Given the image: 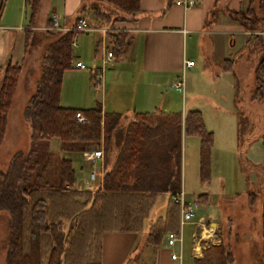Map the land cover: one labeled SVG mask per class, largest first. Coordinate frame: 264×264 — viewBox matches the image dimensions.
Instances as JSON below:
<instances>
[{"label": "trees", "instance_id": "16d2710c", "mask_svg": "<svg viewBox=\"0 0 264 264\" xmlns=\"http://www.w3.org/2000/svg\"><path fill=\"white\" fill-rule=\"evenodd\" d=\"M24 1L30 6L31 23L39 0ZM92 5L96 25L108 26L131 18L139 8L138 0H96ZM227 16L244 30L264 31V0H247L243 10H229ZM23 33L22 56L35 40L31 28H25ZM44 34L52 40L41 57L34 90L21 111V118L30 130L28 147L24 152L13 153L0 171V212L8 215L3 264H100L101 233L142 231L156 198L163 192L178 190L180 115L159 111L136 113L119 134L120 115L101 113L97 103L87 109L59 106L62 73L71 68L73 59L74 32L44 31ZM255 37V47L262 51L254 67L251 99L264 102V36ZM122 39L121 34L114 36V56L120 55L125 46ZM20 64L8 61L1 68L0 143ZM238 100L236 91L234 103ZM77 115L86 121H77ZM237 117L236 137H240L244 146L245 118L241 113ZM182 127L184 134L199 139L198 171L199 182L203 184L209 178L212 134L204 129L197 111L186 112ZM116 136L121 137V144L111 160ZM51 138L59 141L58 149L64 153L57 162L47 150ZM91 149L102 152L101 183L76 190L74 167L68 154L81 156L82 151ZM244 162L246 159L242 160L241 169L247 165ZM257 177L262 180L260 187L264 190V167ZM254 198V193L247 194L248 203ZM166 201L163 216L154 218L147 226L148 245L158 246L163 236L175 228L178 208L169 198ZM260 222L264 235V199ZM232 262L231 252L220 246L217 264Z\"/></svg>", "mask_w": 264, "mask_h": 264}, {"label": "crops", "instance_id": "0c3cea01", "mask_svg": "<svg viewBox=\"0 0 264 264\" xmlns=\"http://www.w3.org/2000/svg\"><path fill=\"white\" fill-rule=\"evenodd\" d=\"M3 1L4 0L1 2L0 19H5L4 10H6V7L3 6ZM195 1L196 4L194 6L183 7L182 5L175 4V0H138V11L127 20L115 22L108 27H105V25L95 26V24L93 25L89 22L87 25L93 30L86 32L73 31L74 36L71 41L72 53L73 48H78L76 41L77 36L92 31L99 33V37L94 43V50L100 47L102 51L105 50V55L101 54V66L98 67L96 65L90 70L89 75L90 78L92 77L94 91L98 92L99 95L95 98V104L97 103L99 105L101 113H117L120 115L118 126L119 134L125 123L130 121L132 115L136 113L159 111L161 113H177L180 115L178 190L174 193L163 192L156 198L152 215L149 220L144 222V229L142 231L101 233L99 236L98 255L100 264H217L218 248L220 246L231 252L230 247H224L222 231L223 225H228L225 233L229 237L231 235V226L238 224L237 221L241 214L235 210L236 201L238 200L245 205L250 204L247 199L241 196L242 188L239 184L242 181V177L238 180L239 182H236L238 185L236 184L234 189L225 190L227 187L224 186L222 176L219 172L215 173V176L219 175L216 176L217 180H219V188L215 191L207 189L201 193H194L189 198L186 197L184 192L186 175L194 179L196 178L197 182H199V139L196 136L186 135L183 132L182 121L186 112H199L204 129L212 134V145L209 151V178L208 181L203 184L199 182L200 185L204 186V184L209 185L213 178H215L214 175H212L214 174L212 171V165L214 164L212 161V154L214 155L216 141L214 129L222 128L225 124L223 118H226L227 123L228 120L230 122L229 116L226 117L224 115L225 112H227L235 119V128L238 122L237 113H241L245 118L244 130L246 131L249 127L247 121L248 113H253V115L256 114L252 108L250 109L248 107L247 102L245 103L243 100H245L246 97V99L250 101H257L251 99V94L255 88L254 67L258 60L255 58L253 63H251L252 60L247 57V51H251L252 49L257 51L258 48L255 47L257 41L256 39L255 41H250V37L254 39V36L259 35L258 31L244 30L227 16V11L229 10H243L247 6V0H245V5L242 7H239V0ZM93 2H96V0H44L42 15L36 21H34V16L31 23L28 19L26 25H22L21 23L16 25L12 24V20L9 21L6 19L3 24H0V73L1 68L8 61L11 63H21V66L24 64V56L27 54L22 56L24 28H31L35 34L38 32L44 34V31H72L71 29L76 20L82 18V14L89 10L88 8ZM52 17L59 29L55 30L50 28ZM13 19H15V23H18V21H20V14L18 13L17 16L14 15ZM9 22H11V24H8ZM118 34H121L125 46L120 55L114 56L112 51L113 40L114 36ZM17 45H19L18 49L16 48ZM199 50H205V55L209 57L207 59L210 62L212 61L218 64L214 66L216 68L215 80L220 79L222 75L225 77L231 76L232 81L229 78L228 81L232 85V90L228 89V91H225L222 89L221 92L223 96H225L226 93L227 96H231L232 106L229 104L226 106L227 108H225L218 103H214V111L209 112L207 110L206 114L197 107H189L186 112H182L180 108H175V104L172 103L171 97L167 96L165 91L164 93L161 91V87L163 86L162 82L167 80V74L173 76L175 75L173 73L178 69L182 75L185 70H189V72L192 73L197 72V69H195V58H192L190 54L195 52V56H197V53L200 52ZM108 51L111 55L107 58L106 53ZM255 54L257 55V53ZM236 56L239 58L236 59ZM113 59L117 61L116 66L119 69H114V63H110L109 67L105 69L104 65L106 62L109 63ZM172 59L173 61H171ZM184 61H191L192 64L189 67H184ZM75 62H80L83 65V63L78 60V56L73 54V59L70 62L71 68L69 70L77 69L73 67ZM169 63L170 66H176L178 68L176 71L173 70V72H170V74L168 68ZM108 68L110 70L109 75L107 79L104 77V83L102 84L104 69L107 70ZM83 69H85V67ZM67 71L68 70H65L62 73L61 83L64 73ZM39 72L40 69L38 75ZM262 76L264 78V74ZM149 80L153 82V85H146L143 87ZM248 80H251L252 83L249 87V93L246 94L243 88L245 89L247 87L248 84L246 83ZM127 81L137 83L140 87L134 89V91H127L128 88H125L121 93L115 94L117 100H114L112 96L106 100L105 87L107 83L118 82L122 85V83ZM176 82L177 80L171 85L172 88H174ZM17 84L18 80L13 96L15 95ZM101 86L104 87L103 91L102 88L100 89ZM174 90L176 89L174 88ZM235 90L237 92L239 91L238 97H240V100L234 103ZM61 95L62 91L60 84L58 98L59 106L77 108L71 107L68 104H65L66 106L61 105ZM219 95L220 92L218 90L216 96ZM126 100L127 103L123 105L119 104V108L117 101ZM250 124L253 123L251 122ZM251 126L252 125H250V127ZM255 128L254 126L253 129ZM117 136L113 140V148H115V150L109 156L111 160L116 154V148L121 144V137L119 138ZM256 136L249 139L247 142V137H244V145L249 144L250 146L254 144ZM192 138H195L196 141H193ZM252 155L253 154L247 155L248 162L256 167L258 165L256 163L257 160L252 158ZM186 162L190 163L188 168H186ZM95 164L97 172L94 179H96L95 185H97L101 183L103 176V158L99 159ZM259 167H264V163L260 164ZM249 173L252 176V181L257 184L259 182L257 174L254 172ZM86 181V178H84L83 183H86ZM76 183L77 180L75 178L74 188L79 190L81 187L76 185ZM244 189H246V187ZM179 195L184 203L194 202L196 204L192 219L181 225L179 204L172 201L173 197ZM167 198H169L172 203H175L178 208L175 228L169 231L179 233L181 238L178 260H171L169 258L170 252L176 251V248H169L166 246L165 237L168 232L163 236L158 246H151L146 243L147 226L149 223L153 222L154 218L163 216ZM255 200L256 197L250 205H253ZM261 205L262 202L260 204V216ZM260 240L261 251L264 253V235L261 233V222Z\"/></svg>", "mask_w": 264, "mask_h": 264}, {"label": "rangeland", "instance_id": "374dc122", "mask_svg": "<svg viewBox=\"0 0 264 264\" xmlns=\"http://www.w3.org/2000/svg\"><path fill=\"white\" fill-rule=\"evenodd\" d=\"M3 3V6L6 7V10H4L5 19L1 18L0 24H3L6 19L9 21L12 20V24L16 25L19 23H21L22 25H26L28 23L30 6L24 0H4ZM244 5L245 0H239V7H242ZM43 6L44 0H40L34 21L41 17ZM92 6L90 5L88 8L89 10L85 11L82 14V18L87 22V24H89L90 22L93 25L95 24L96 26L92 15ZM100 7L102 8L103 5H100ZM18 13L20 14V21H18V23H15V19H13V17L14 15L17 16ZM11 22H9L8 24H11ZM105 27H108V25H105ZM258 33H260L259 35H264L263 31H258ZM98 37L99 33L94 31L77 36L76 41L78 44V48H73V54L75 56H78V60L83 63L85 69H73L68 70L64 73L61 83V105L68 104L71 107L87 108L95 104V98L99 95L98 92L94 91V84L89 74L90 70L96 65L98 67L101 66L100 56L101 54L105 55V50L102 51L100 47L94 50V43ZM255 39V36L254 39L250 37V41H255ZM51 40L52 38L50 36L43 34L42 32H38L37 34H35L34 43L29 48L27 54L24 56V64L21 66V70L18 75L17 89L11 101V105L7 114V124L4 136L0 143V171L5 169L6 164L13 153L18 151L24 152L28 147V137L30 134V130L28 125L21 118V111L26 103L27 98L32 94L34 90L35 80L40 69L41 57L44 54L46 46L51 42ZM18 47L19 45H17L16 48L18 49ZM252 50L247 51V57L251 58V63H253V60L255 58H257V60L259 59V55L262 51L259 48L257 49V51L255 49ZM199 51L200 52L197 53V56H195V52H192V54H190V56L192 55V58H195V69H197V72L192 73L189 72V70H185L183 71L182 75V73L179 72V69L176 66H170V63L168 64L169 74L170 72H173V70H178L173 73L175 74L173 76H169L167 74V80L165 82H162L163 86L161 87V91H163V93L165 91V94L171 97L172 103L175 104V108H180L182 112H186L189 107H197L204 114H206L207 110L209 112L214 111V103H218L225 108H227L226 106L229 104L232 106L231 96H227V93L225 94V96H223L221 92L222 89H224L225 91H228V89L232 90V85L228 81V78L232 81L231 76L229 75L225 77L224 75H222L220 79L215 80L214 77L216 75V68L214 66H217L218 64H215L212 61L210 62L207 59L209 57L205 55V50ZM255 53H257V55ZM238 58L239 57H237L236 59ZM114 59L109 63L106 62V64L104 65L105 69L106 67H109L110 63H114V69L118 68L116 66L117 61H115ZM171 61H173V59ZM105 69L102 75V84L104 83V77L107 79L110 71L109 68L107 70ZM176 80L177 82L183 83L182 92H177L176 90H174V88L171 87V85ZM117 83L118 82H111L106 84V100L111 96L114 100H117L115 94L121 93V91L125 88H128L127 91H134V89H138L140 87V85H138L137 83H132L131 81L124 82L122 83V85L121 83H118L119 85ZM251 83V80H248L246 83L248 84L247 87L245 89L243 88V91H245L246 94L249 93V87ZM146 85H153V82L149 80V82L143 85V87H145ZM101 88L103 91L104 87L101 86L100 89ZM218 90L220 92V95L216 96ZM238 92L237 97L239 95ZM238 99L240 100V97H238ZM243 101L245 103L247 102L248 107L250 109L252 108L256 114L253 115V113H248L247 121L249 127L248 129H246L243 137H247V142L249 141V139L254 138L257 135L254 141L255 143L250 146L249 144H245L244 146L241 145L242 140H240V137L239 139H237L236 137L235 119L232 118V115L225 112L224 115L226 117L229 116L230 122L228 120L227 123L226 118H223L225 124L223 126L221 125L222 128L214 129L216 141L214 155L212 154V161L214 162V164L212 165V171L214 172V174L212 175H214L215 178H213L212 182L209 183V185L204 184L203 186L200 185L199 182H197L196 178L194 179L193 177L186 175L184 192L186 197L189 198L194 193H201L207 189L215 191L219 188V180H217L216 178V176L219 175L215 176V173L218 172L222 176L224 186L227 187V189L225 190L234 189L236 187V184L238 185V183L236 182H239L238 180H240V177H242V181L239 184V186L242 188V198L247 199V193L253 192L255 194L256 200L253 205H245L244 203H240L238 200L236 201L235 210H237L239 214H241V216L237 221L238 224H234L233 226H231V235L229 237L225 233L228 225H223L222 238L224 241V247H230L233 256L232 264H264L263 251H261L260 247L261 240L259 218L260 204L264 199V190L259 187L262 180H259L257 184L254 183L251 178L252 176L249 173L250 171L258 175V171L261 168L259 166L260 164L264 163V102L258 100L250 101L249 99H246V97ZM126 103L127 100L117 101V105L119 108V104L123 105ZM250 121L253 124H250ZM250 125H252L253 128L254 126L256 128L253 129L252 126L250 127ZM226 127L228 128V130ZM192 139L193 141H196L195 138ZM58 146L59 141L56 138H51L48 141L47 150L52 153L53 160L55 162L59 161L64 155V153L58 149ZM99 147L100 146H98V148ZM250 154H253L252 158L257 160L256 163L258 165L256 167L248 162L247 155ZM68 156L71 158L74 167L75 178L77 180L76 185H79V187H81L80 189L93 188L96 183V179L86 183H83V179L86 178V180H88V173L91 171H94V173L96 174V164L94 163L92 166H89L88 164L83 163L79 153H74L73 155L72 153H70L68 154ZM243 159H246V162L244 163L247 164L244 166V170L241 169V162ZM189 164L190 163L186 162V168L189 167ZM245 187L246 189H244ZM7 235L8 215L5 212H0V264H3L4 262Z\"/></svg>", "mask_w": 264, "mask_h": 264}, {"label": "built area", "instance_id": "2783aa9c", "mask_svg": "<svg viewBox=\"0 0 264 264\" xmlns=\"http://www.w3.org/2000/svg\"><path fill=\"white\" fill-rule=\"evenodd\" d=\"M175 4L182 5L183 7H192L196 4L195 0H175ZM51 29H59L57 28L56 22L53 20V17L51 19ZM75 32H86L93 30L90 27H88L86 21L82 18H78L74 24V26L71 29ZM260 34V33H258ZM107 58L110 57L111 53L108 51L106 53ZM184 67H189L192 62L191 61H184ZM74 68L77 69H83L84 66L80 62H75L73 64ZM174 88L177 91L182 92L183 90V84L181 82H176L174 84ZM77 121L85 122L86 120L81 116H76ZM102 158V152L100 149H91V150H85L81 152V159L82 162L85 164H88L89 166H92L94 163H96L99 159ZM95 173L94 171L89 172L88 174V180L86 182L94 180ZM172 201L179 204L180 207V225L182 223L188 222L192 219L194 210L196 209V204L194 202H186L184 203L181 199V196L173 197ZM165 243L166 246L169 248H176V251H171L169 258L171 260H178L179 259V249L181 244V238L179 233L174 232H168L165 237Z\"/></svg>", "mask_w": 264, "mask_h": 264}, {"label": "water", "instance_id": "95a60500", "mask_svg": "<svg viewBox=\"0 0 264 264\" xmlns=\"http://www.w3.org/2000/svg\"><path fill=\"white\" fill-rule=\"evenodd\" d=\"M2 0H0V4H1Z\"/></svg>", "mask_w": 264, "mask_h": 264}]
</instances>
